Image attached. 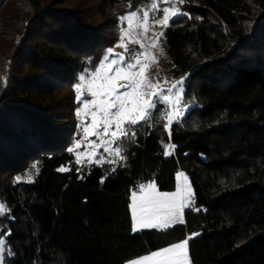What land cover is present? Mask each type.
<instances>
[{"label": "trees", "instance_id": "obj_1", "mask_svg": "<svg viewBox=\"0 0 264 264\" xmlns=\"http://www.w3.org/2000/svg\"><path fill=\"white\" fill-rule=\"evenodd\" d=\"M139 1L0 0L5 264H127L193 233L192 264H264V0H185L170 22V74L187 77L193 104L171 139L157 111L134 142L119 141L123 166L77 164L68 151L76 119L61 110H76L72 88ZM180 170L197 213L164 232L132 231V190L155 181L172 191Z\"/></svg>", "mask_w": 264, "mask_h": 264}, {"label": "snow or ice", "instance_id": "obj_2", "mask_svg": "<svg viewBox=\"0 0 264 264\" xmlns=\"http://www.w3.org/2000/svg\"><path fill=\"white\" fill-rule=\"evenodd\" d=\"M181 4L183 0H180ZM160 9L154 4L153 11ZM163 19L156 21L163 27H168L169 23L176 17L183 16V13L178 7L163 8ZM137 16L136 12L128 14L126 17H120V21L126 20L129 27L133 25L134 18ZM149 12H144V20L137 21V26L143 25L145 31L148 27ZM123 33L119 39L121 46H123ZM160 35H163L161 33ZM106 55L99 62V66L95 71L89 75L92 79L87 81L88 90L91 93L92 99H84L81 95V84L85 82V76L81 75L79 80L81 83L74 85L77 99L82 100L83 107L76 109V115L79 117L85 110H88L91 115V124L84 127L83 132L85 138L89 135H95L101 139L99 147L104 148V152L113 153L111 159L100 155L98 159H90L91 164H113L120 163L126 160L123 149L120 147L112 148L110 145L116 144L118 141L134 142V137L137 135L139 128L147 126L151 128L149 121L152 119V110H159L157 107L158 100L164 103H171L175 108V116L169 115L167 123L162 125L164 128H170L174 124V120L183 116L181 111L182 99L184 95V84L187 77L175 82L169 89H160L156 92H149L146 89L156 88L145 77L144 62L138 58L139 53L135 49H127L123 54L114 53L113 49H107ZM111 57V59H110ZM114 73V75H113ZM127 81L126 84H121L119 90L117 89L116 81L119 79ZM174 93L172 96L164 93ZM94 106V110L90 108ZM186 107V106H184ZM102 125V131L100 130ZM115 125V129L112 126ZM171 131L168 133V138L171 139ZM108 137V139H104ZM80 140H76V145L79 146ZM92 147L96 148L98 145L92 143ZM165 149L164 155H171L167 151L168 148L175 149V145H163ZM69 152L74 151L73 148L68 149ZM81 153H77V164H82L84 161L79 159ZM60 171H69L67 168H61ZM117 169L113 168L114 173ZM81 171V169H77ZM178 177H187L183 173H178ZM19 180V178H17ZM31 182V179H29ZM103 182V180H102ZM191 186L185 184L182 188H178L176 192L167 193L158 190L155 182L147 184H140L138 193H132V231L138 232L144 229H154L158 231H167L168 229L183 224V213L185 209L191 210L192 207ZM6 207L0 203V216L4 215ZM198 233L191 234L188 238L180 243H174L171 246L164 247L160 250L151 252L148 255L141 257L135 261L134 264H190L188 258V243L189 240L198 236ZM4 239L0 237V264H5L3 253ZM14 255V253H12Z\"/></svg>", "mask_w": 264, "mask_h": 264}, {"label": "rangeland", "instance_id": "obj_3", "mask_svg": "<svg viewBox=\"0 0 264 264\" xmlns=\"http://www.w3.org/2000/svg\"><path fill=\"white\" fill-rule=\"evenodd\" d=\"M184 2H185V0H183L182 4H181L180 0H148V1L143 0V1L137 2L133 7H131V6L128 7V9L126 10V12L124 13V15L122 17H126L128 14H130L132 12H136L137 16L134 18L133 25L131 26V28L129 27L126 20L121 21V26H120V30H119V37L125 32L128 33L127 35H123V46H121V41L118 38L117 42L113 46L107 48V49L111 48V49H113L114 53H120V54H123L125 52V47L129 50L135 49L137 51V53H139L138 58L144 62L146 79L151 84L157 85V87L154 89L153 88L146 89L149 92H156V91H159L160 89H165V90L169 89L172 87V85L175 82L181 80L182 78H185V76L176 77V76H172L170 74V67H171L170 66V58H169L167 48H166V44H165V40H164V34H165V30L167 27H163L162 25L155 23L156 21H160L163 19V11L162 10L165 7H178V8H180V10L183 13H185V11L182 9V5L184 4ZM154 4L160 9L159 11H153V5ZM145 11L149 12L147 31H145V27L143 25L137 26V21H143L144 20V12ZM15 13H16V10H9V15H11V17ZM161 33H163V35H160ZM106 50H105L103 56L107 54ZM103 56L101 57V59L103 58ZM110 59H111V57H110ZM100 60L94 66H92L90 69H87L85 72H83L81 74V75L85 76V82L81 84V92H80V95L84 99H87V100L92 99L91 93L87 87V81L92 79V77L89 74L91 72L95 71V68L99 66ZM113 75H114V73H113ZM78 83H81L80 80L78 81ZM126 83H127V81L122 79V78L117 80L116 81L117 89L119 90V86L121 84H126ZM185 83H186V80H185ZM72 90L75 92V98H76V102L78 104L76 106V109L78 107H83L82 100L77 99V93H76L75 87H73ZM184 92H185V84H184ZM62 94L63 95L61 96V98L64 99L69 93H68V91H65ZM164 94L172 96L174 99V93L165 92ZM184 106H186V107H184ZM157 107L159 109L158 110L159 115L161 116V118L164 119V124L167 123L168 116L169 115L175 116L176 111H177L175 108L172 107L171 103H164L162 100H158ZM192 107H193V104H191V103L186 104L185 103L184 95H183L182 106H181L180 110L183 111L184 114L180 118L175 119L174 122L185 117L187 115V113L191 110ZM90 108H92L94 110V106L90 105ZM156 112H157L156 109L152 110L153 114ZM60 114L65 115V116H67V114H68V117H71V115H72V117H73V115L75 116V119H76V122H75L76 123V125H75L76 126L75 134L76 135L75 136L77 138L74 137V140L72 142V148L74 149L76 156H77V153L82 154L79 156L80 160L84 161V163H90V159H98L100 155H103L105 158H108V159H111L113 157V153H106V152H104L103 147H99V145L101 144L100 138H98L95 135H89V136H87V138H85L83 129H84V127L91 124V115H90V112L88 110H85V113H83L79 117L76 115V110L74 112H71V110H69L68 108L63 109V111L61 110ZM171 127L166 128V130L169 132L171 130ZM114 129H115V125L112 126L111 130H114ZM100 130L102 131V125H101ZM78 136H79V138H78ZM104 139H108V137H104ZM76 140L81 141L79 146L76 145ZM93 142H95V144L98 145V147L93 148L92 147ZM118 144H119V141L116 144L110 145V147H112V148L119 147ZM178 173H183L184 176L187 177V175L181 170ZM181 178H183V182L181 181ZM177 181H178L177 182L178 184H177L176 188L172 191H161L158 188V186H157V188L161 192L172 193V192H176L178 188H182L183 187L182 183L184 184L186 182L187 184H189L191 186L188 178H187V180H185L184 177H178V175H177ZM149 182H155V181H148L147 183H149ZM147 183H145V184H147ZM138 189H139V187L132 190V192H131L130 209H131V205H132V193L134 191L138 193ZM191 191L193 193L192 186H191ZM131 214H132V210H131ZM182 218L185 221V210H184ZM144 230H146V229H144ZM138 232H140V231H138ZM183 240H185V239H183ZM183 240H180V241L175 242V243H180ZM3 256H4V253H3ZM188 258L190 261L189 246H188ZM190 264H191V261H190Z\"/></svg>", "mask_w": 264, "mask_h": 264}, {"label": "built area", "instance_id": "obj_4", "mask_svg": "<svg viewBox=\"0 0 264 264\" xmlns=\"http://www.w3.org/2000/svg\"><path fill=\"white\" fill-rule=\"evenodd\" d=\"M159 144L161 145V147L163 145H169V144H172L170 142V140H167V139H160L159 140ZM163 148V147H162ZM169 149L171 150L172 148H168L167 151H169ZM165 150V149H164ZM173 150V149H172ZM192 200H193V203H192V207H191V210L189 209H185V210H189L191 211L192 213H197V211L199 210V207H198V204H197V201H196V198L195 197H192Z\"/></svg>", "mask_w": 264, "mask_h": 264}, {"label": "crops", "instance_id": "obj_5", "mask_svg": "<svg viewBox=\"0 0 264 264\" xmlns=\"http://www.w3.org/2000/svg\"><path fill=\"white\" fill-rule=\"evenodd\" d=\"M181 181L183 182V178H181ZM178 182V181H177ZM186 183V182H185ZM185 183L183 184L182 183V186H184L185 185ZM178 184V183H177ZM177 184H176V186H177ZM193 197V196H192ZM186 211V210H185ZM174 244V243H173ZM172 245V244H171ZM171 245H169V246H171ZM167 247V246H166ZM162 249V248H161ZM158 250H160V249H158ZM157 251V250H156ZM154 252V251H153ZM148 254H150V253H148ZM148 254H146V255H148ZM143 256H145V255H143ZM143 256H141V257H143ZM141 257H138V258H135V259H132V260H129L128 262H127V264H134V262L135 261H137V260H139ZM192 264V263H191Z\"/></svg>", "mask_w": 264, "mask_h": 264}]
</instances>
